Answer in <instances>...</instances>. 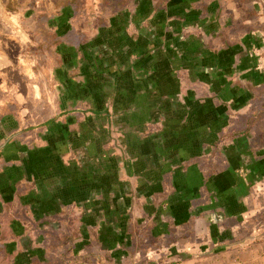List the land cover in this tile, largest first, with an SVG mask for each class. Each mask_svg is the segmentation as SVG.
Returning <instances> with one entry per match:
<instances>
[{
	"label": "crops",
	"instance_id": "0c3cea01",
	"mask_svg": "<svg viewBox=\"0 0 264 264\" xmlns=\"http://www.w3.org/2000/svg\"><path fill=\"white\" fill-rule=\"evenodd\" d=\"M80 1V21L69 22H79L81 35L56 42L60 50L36 52L26 37L0 31V155L12 138L48 129L44 147L27 154L33 170L26 160L0 164V228L17 230L26 209L52 217L82 201L101 222L102 249L126 252L136 234L126 212L136 206L134 221L148 224L145 243L189 223L185 249L216 258L227 250L237 252L235 264H264V0L241 2L239 19L233 5H221L224 21L173 32L166 15L119 19L113 4L106 20L105 5ZM189 1L181 0L183 11ZM23 8L19 17L32 26L41 5ZM60 144L72 152L68 164ZM50 226L35 233L49 239L45 250L72 251L71 234L61 241Z\"/></svg>",
	"mask_w": 264,
	"mask_h": 264
},
{
	"label": "rangeland",
	"instance_id": "374dc122",
	"mask_svg": "<svg viewBox=\"0 0 264 264\" xmlns=\"http://www.w3.org/2000/svg\"><path fill=\"white\" fill-rule=\"evenodd\" d=\"M33 1L41 5L42 12L40 16H36L37 19H35V21L31 20L34 21L31 26L29 23H22L24 18L19 17V12L26 4H30L31 6ZM69 1L76 2V6H78L76 11H72L74 6L71 7L72 5L65 4L66 0H25L23 7H21L22 4L20 3L14 5L13 3H16V0H1L0 31L7 33L8 35L26 37L25 46L27 49L33 48L36 52H45L46 50L47 52L50 50L56 51L59 49V45L56 44L59 40L68 42L71 41L70 37L73 38L75 35H81L82 28L79 25V22L71 23L69 21L72 19V16L74 20L80 21V16H78L79 10L77 11V9L81 7L82 1ZM244 1L245 0H190L189 2H192V8L186 12L182 10L183 3L181 0H91L94 6L96 4L105 5V8L108 9L104 14L106 20L113 12L115 7H112L113 4L121 9L119 19L133 18L138 13H141V18H144L145 16L148 17L151 14H154L155 16L166 15V32H173L177 29L176 26H182L184 24L188 27H194L200 22L206 26L208 25V22L212 20H215L216 23L217 20H221L220 18H226L227 13L225 11L223 16L221 14V12H223L220 7L221 5L227 7H230V4L233 5V7L230 8L237 10L236 17L239 19V16L241 15V13L238 12L240 10L239 4ZM157 5H160L158 7H162V9L155 12L152 11L157 9ZM23 10L24 12H27L28 15L32 12L26 11L24 8ZM60 10L62 11L59 14L62 15L54 16L55 12ZM184 13H187V20L183 15ZM94 14L97 15V13L94 12L90 14V16H93L92 18L96 19L97 17ZM49 20L54 24L53 26H50L47 23ZM232 29L240 30V27L235 25ZM96 50L99 51L98 49ZM87 60L90 63H95V59H93V61L89 59ZM80 61H82V66H84L85 61L82 58H80ZM85 63L88 65L87 62ZM182 77L187 76L182 75ZM86 116L87 114H82L73 117V123L79 124V122L85 120ZM106 116L111 119L108 112L106 113ZM90 117L94 118L96 121L90 120L88 125L97 127L98 119H96V117ZM45 131H48V129L43 126V128L38 130L37 134H29L27 132L28 134L22 133L21 135L12 138L11 143L8 145L9 149L0 155V164L6 166L11 163L13 164L17 160H19V162L20 160H26L29 162V170H33L32 167L34 168L35 161L31 159L27 160V154L30 153V155H28L30 158L33 149L44 147L46 143L44 134L47 135ZM116 146L119 150L123 151L122 146L118 142L116 143ZM63 148V145L60 144L57 149L62 153ZM22 153L25 154V157H21L23 156L21 155ZM77 156H79V153L74 156V161L77 160ZM61 158L63 164H68V161L72 159V152L69 150L62 153ZM42 172L43 171H41V173ZM7 174L8 173L6 172V179H8ZM19 176H21V174ZM81 202H74L69 210L61 208L58 210L57 216L52 217H40L42 214L38 212V209V211L26 209V217L29 219L23 220L24 224L20 221H16L18 223H15L19 225L17 230L14 228H11V230L9 228H0V242L4 245V248L0 250V261H5L4 264H9V262H11V264H59V262H61V264H214L218 262L235 264L237 252L223 250L218 254L220 258H216V256L210 257L209 254L204 251L200 252L196 249H185V247L189 248L187 244L191 241V236L188 235V232L190 231L188 230H191L190 225L192 224L189 225V223L185 224V226H187L185 228L186 231H184L186 232V235L184 232L178 234V232H181L180 229L182 226H174V224H171L168 227L170 232L166 236L158 235L155 240L145 243V240H148V224L142 218H135L134 221L136 206H132L129 211L126 212L129 217L127 224L132 227L133 232H136L133 237V245H130V250L132 251H105L102 249V243H98L99 238L97 231L101 226V222L94 216L93 212L89 210L86 211L85 208L88 206H83ZM11 207H13V205L8 204L5 205L4 208L8 210ZM82 217L86 218V225H84ZM46 220L50 222L54 221V223L50 226V222L49 224L45 223ZM94 223L99 225L92 227V224ZM8 224L11 226L12 222L8 221ZM49 226L50 228L57 227V236L61 241L67 238L64 237L67 233L71 234L69 238L72 239L71 244L74 249L70 252H64L63 250L53 251L54 247L45 250V247H43V241L48 244L49 239L42 236L39 241V237L35 235V233L40 227L49 229ZM83 229H85V235L81 233ZM37 242L39 243L37 244ZM6 243L10 245L8 251L7 247H5ZM33 247L35 250H33ZM42 247L43 249L41 250L40 248ZM35 252L37 254H35ZM117 254H119L118 257ZM194 255L199 257L197 258L198 260L192 261ZM9 256L12 259L8 262L7 257ZM98 258L101 260H98ZM252 264H254V262Z\"/></svg>",
	"mask_w": 264,
	"mask_h": 264
}]
</instances>
